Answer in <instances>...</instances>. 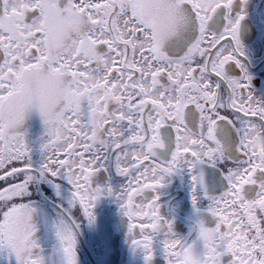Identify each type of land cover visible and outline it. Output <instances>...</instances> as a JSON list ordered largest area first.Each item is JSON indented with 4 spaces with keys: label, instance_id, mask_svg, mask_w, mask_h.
Wrapping results in <instances>:
<instances>
[{
    "label": "snow or ice",
    "instance_id": "snow-or-ice-1",
    "mask_svg": "<svg viewBox=\"0 0 264 264\" xmlns=\"http://www.w3.org/2000/svg\"><path fill=\"white\" fill-rule=\"evenodd\" d=\"M257 59L264 0H0V264H264Z\"/></svg>",
    "mask_w": 264,
    "mask_h": 264
},
{
    "label": "flooded vegetation",
    "instance_id": "flooded-vegetation-1",
    "mask_svg": "<svg viewBox=\"0 0 264 264\" xmlns=\"http://www.w3.org/2000/svg\"><path fill=\"white\" fill-rule=\"evenodd\" d=\"M248 24H251L252 21H248ZM251 33H247L244 36L245 43L251 44L253 43V40L250 38ZM256 46L262 47L260 45L259 41L256 42ZM257 57H259V52L257 53ZM234 69V66H233ZM251 70L256 75V80L259 82H264V62H260L259 59H257L254 64L252 65ZM235 71V70H234ZM257 87H260V83H257ZM34 126L36 125V121H33ZM173 195L176 194L177 190L175 187L170 189ZM180 197L184 199L185 206L187 207V200L184 197L183 192H180ZM98 211L100 213V227L102 232H109L110 226H111V217L112 212L114 211V206H110L107 204H102L99 206ZM177 231L181 233L187 232L186 225H179L177 228ZM80 258H81V264H95L96 260V250H95V237L88 231L87 227L82 229V234L80 235ZM124 257L122 255V250L119 248L118 240L116 242V247L114 250V255L110 258L109 264H123ZM158 264H163V260L159 257H157Z\"/></svg>",
    "mask_w": 264,
    "mask_h": 264
}]
</instances>
